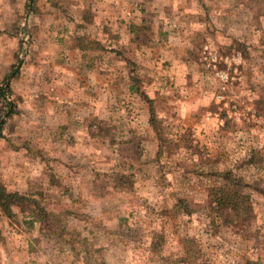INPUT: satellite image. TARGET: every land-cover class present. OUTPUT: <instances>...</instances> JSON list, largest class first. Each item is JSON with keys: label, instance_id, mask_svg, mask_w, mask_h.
Returning a JSON list of instances; mask_svg holds the SVG:
<instances>
[{"label": "rangeland", "instance_id": "374dc122", "mask_svg": "<svg viewBox=\"0 0 264 264\" xmlns=\"http://www.w3.org/2000/svg\"><path fill=\"white\" fill-rule=\"evenodd\" d=\"M32 1L0 0V80L20 44L24 60L7 79L19 113L0 187L53 228L29 223L30 203L0 207V264H187L190 247L208 264H264V194L233 190L245 205L229 226L204 209L231 188L213 172L250 180L241 162L264 150V0H34L30 14ZM136 74L169 144L159 156Z\"/></svg>", "mask_w": 264, "mask_h": 264}, {"label": "trees", "instance_id": "16d2710c", "mask_svg": "<svg viewBox=\"0 0 264 264\" xmlns=\"http://www.w3.org/2000/svg\"><path fill=\"white\" fill-rule=\"evenodd\" d=\"M28 6L31 9L30 14L34 13V0L30 4H27L26 2V7ZM20 25L21 23L14 24L13 28L8 31V34L11 36H18ZM22 35L28 36L27 28L22 29ZM98 47L99 49H103L102 46L98 45ZM239 48L244 53L245 58H247L248 46L241 44ZM116 53L121 55L118 50ZM22 54L23 49L20 44L18 51L13 58V62L10 64L9 70L0 80V138H4V127L10 116L19 113L16 104L12 100V90L10 82H8L7 79L11 76H17L19 65L24 61ZM129 90L136 93L139 98L147 104L149 112L148 125L158 142L157 155L159 156L164 152V148L166 149L169 147V144L167 138L164 137V134L160 129L159 120L154 106L155 100L149 98L142 90L140 79L137 74L131 76ZM241 164L253 170L254 175L250 180H245V176L236 174L233 169L213 172L215 176L221 178L227 183V185L231 186V188L214 187L206 193L204 209L207 212L206 214H209L208 225L210 228H214L218 225L229 226L236 220L239 221L242 219L240 212L242 207L245 205V202L237 198L233 190L242 194L246 189L250 188L264 194V150H250ZM116 180L121 183L125 182V178L122 177V175H119ZM26 203H30L34 207V209L29 212L30 224L36 221L39 222V224H44L47 228L49 226V229L53 228V221L49 217V214L42 206H39L33 198H29L18 191H8L0 187V207H2L3 211L11 212L13 206L20 207L22 211H25L24 206ZM190 207L191 204L187 203L184 198H177V202L173 205L172 211L175 212V214L179 213L189 215L188 213L190 212ZM120 221L121 223L127 222L124 217H121ZM188 241L190 240H187V242ZM191 248L192 247L187 248L184 256L179 258L177 261L185 262L187 264H208L205 260H200L198 256H195L194 248L193 250Z\"/></svg>", "mask_w": 264, "mask_h": 264}]
</instances>
